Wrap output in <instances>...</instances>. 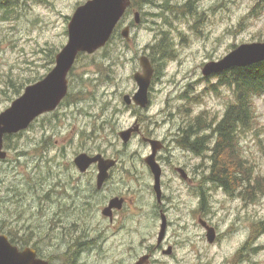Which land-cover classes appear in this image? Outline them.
<instances>
[{
    "label": "rangeland",
    "instance_id": "1",
    "mask_svg": "<svg viewBox=\"0 0 264 264\" xmlns=\"http://www.w3.org/2000/svg\"><path fill=\"white\" fill-rule=\"evenodd\" d=\"M86 1L24 0L12 12L0 9V112L27 85L54 67L56 53L67 42L69 19ZM165 1L171 7L169 11L164 10ZM186 5L194 7L192 13L184 12ZM135 11H140L138 24L134 22ZM125 25H130L128 43L114 39L106 50L102 47L92 54L83 53L68 73L67 98L54 111L11 134L7 142L5 139L7 157L0 160V233L11 234L18 223L29 221V212L35 213L39 206L41 191L55 190L57 181L71 174L69 165L75 153L103 151L120 155L122 164L132 169V174L137 173L136 178L126 174L127 181L139 179L129 182L127 188L128 196L137 203L129 204L124 212L131 217L123 223V231H117V223L111 225L105 247L120 251L126 247L130 252L154 244L160 219L154 213V201L147 192L148 177L141 165L140 155H144L146 146L139 143L138 137H132L125 148L118 136L136 115L133 105L128 109L122 97L137 90L133 74L141 71L138 57L149 55L151 45L167 32L171 56L152 85L149 108L139 112L145 131L161 127L162 133L167 132L178 119L171 117L184 115L185 111L192 114V110L194 115L214 123L234 101V94L227 87L217 86L213 75L204 77L202 68L242 43L264 41V0H153L131 9L122 18L120 30ZM52 51L56 52L50 64ZM253 103L254 119L238 136V151L252 175L264 176V94L255 96ZM210 163L207 157V166ZM116 190L117 186L108 187L104 194ZM166 193L171 197L167 240L175 247H210L202 258L207 264H264V231L247 246L253 250L235 255L251 239L255 224L264 219V195L250 200L239 191L230 195L208 186L203 218L211 221L219 233L210 244L197 219L200 211L195 209L196 201L187 196L186 187L174 183ZM101 196L95 200L100 201ZM45 220L37 211L32 225H41ZM117 238L123 243L117 244Z\"/></svg>",
    "mask_w": 264,
    "mask_h": 264
},
{
    "label": "flooded vegetation",
    "instance_id": "2",
    "mask_svg": "<svg viewBox=\"0 0 264 264\" xmlns=\"http://www.w3.org/2000/svg\"><path fill=\"white\" fill-rule=\"evenodd\" d=\"M128 26L130 27V25ZM160 74V70L153 69L148 89L149 101L145 108L134 102L125 103L128 109H131L133 105L136 114L133 123L125 130L132 129L129 141L132 137H138L139 143L146 146V152L143 156L140 155L141 165L148 177L147 192L149 197L153 198L154 213L160 219L159 231L162 216L166 219L163 239L158 240V231L155 243L151 246L135 247L130 252L126 247L121 251L115 247H105L111 237V225L117 223V231L122 230L123 223H126L127 219L131 217L124 212L128 209L129 204L137 203L133 197L128 196L130 189L127 188H129V182L135 183L139 179L129 181L125 179L126 174L136 178L137 173L132 174V169L128 170L127 166L122 164L120 155H109L103 151L91 153L84 151L75 153L72 163L69 165L71 174L66 176L67 179L57 181L53 191L48 188L41 191V196L38 198L40 199L39 206L35 208V213L41 211L42 218L46 220L41 222V225H32L35 213L29 212V215L31 214L29 221L18 223L11 229V244L19 251L26 248L32 249L35 259L45 261L47 264H207V261H204L206 259L202 258L206 256L210 247H175L167 240V231L170 225L167 212L171 205V197L166 193V189L174 183L180 187H186L187 196L196 201L195 209L200 211L197 219L205 232V237L206 229L203 224L213 227L216 233L215 240L218 239L219 233L215 226L211 221L203 218V214L208 186L213 185L218 189H223L218 185L217 180L210 176L213 171L212 163L208 166L206 164V159L209 157L208 129L214 128L223 115L218 121L211 123L199 114L194 115L193 110L192 114L188 115L185 111L184 115L177 114L170 118L178 117L169 131L162 133L161 127L145 131L140 121L141 114L139 112L149 108L152 85ZM213 78L217 79V82L219 81L218 74L213 75ZM191 124H194L193 128H191ZM121 142L126 148L128 142ZM153 147L155 148V162L161 170L159 175L160 198H157L154 190L155 174L146 162V158L153 153ZM80 153H86L91 157L99 154L103 159L115 161L107 169L100 186H98V162L91 163L85 170H81L74 161ZM116 186L118 190L112 191L108 195L104 194L108 187L116 188ZM54 192H57V195ZM100 195H103L100 197L101 200L96 201V196ZM29 207L32 209L31 204ZM112 236L116 237L117 235L112 234ZM117 239L119 241L117 244L123 243L122 238ZM251 248L254 249V247H240L235 255L239 256L240 252L244 250L251 251ZM202 251L204 253H201Z\"/></svg>",
    "mask_w": 264,
    "mask_h": 264
},
{
    "label": "water",
    "instance_id": "3",
    "mask_svg": "<svg viewBox=\"0 0 264 264\" xmlns=\"http://www.w3.org/2000/svg\"><path fill=\"white\" fill-rule=\"evenodd\" d=\"M130 0H87L78 5L73 11L67 26L68 37L66 44L56 53L54 67L40 80L27 85L23 93L14 99L9 107L0 112V159H5L7 152L3 149L4 135L18 133L28 128L38 116L54 111L68 92V73L79 53L92 54L104 47L111 37L117 23L130 5ZM134 22H140L139 12H134ZM122 37L130 41V28L125 26L121 30ZM264 61V41L242 43L232 49L221 59L204 64L202 74L210 76L234 67H245ZM141 71H136L133 78L137 90L132 94L123 95L126 104L134 102L145 108L148 104V89L153 75V67L149 58L142 54L138 58ZM132 129L118 133L123 142H128ZM155 148L146 158V162L155 174L154 190L160 198L159 185L160 167L155 162ZM75 163L81 170H85L91 163L98 162V186L105 178L107 169L115 163L114 160L103 159L99 154L89 156L86 153L78 154ZM203 226L206 229V240L213 243L216 238L213 227ZM166 219L162 216L158 240L165 235ZM0 264H47L37 260L32 249L19 251L9 241L7 235L0 233Z\"/></svg>",
    "mask_w": 264,
    "mask_h": 264
},
{
    "label": "trees",
    "instance_id": "4",
    "mask_svg": "<svg viewBox=\"0 0 264 264\" xmlns=\"http://www.w3.org/2000/svg\"><path fill=\"white\" fill-rule=\"evenodd\" d=\"M22 1L24 0H4V2L0 0V9L4 10L3 13H8L10 10L12 12ZM151 2L153 0H131L124 17L127 16L131 9L141 8L143 4ZM165 2L164 10L169 11L171 7L167 5V1ZM183 9L184 12L192 13L194 7L186 5ZM121 22L122 19L104 46L105 50L108 43L114 39L126 42L120 33ZM166 33L163 32L162 35L165 34V36L150 47L148 57L154 70H160L164 66L165 61L171 56L172 47ZM55 52L53 53L52 51L49 54L50 64L54 63ZM82 55L83 53H80L77 58ZM106 56L108 58L110 53ZM218 76L217 86L229 88L234 94V101L226 108L223 117L215 124L214 128L208 129L207 132L209 158L213 169L210 176L217 180L218 185L222 186L223 190L230 195H234L236 191H239L242 197H248L250 200L258 199L261 195H264V176L251 174V168L238 151L240 148L238 136L248 130L252 124L254 119V97L264 94V61L245 67H234L219 73ZM15 93L19 95V89L15 88ZM66 98L67 95L64 99ZM193 127L194 124H192L191 128ZM5 139L6 142L11 139V134L5 135L4 142ZM262 231H264V219L255 224L251 239L243 247L249 246L251 240L255 239ZM0 232H3V229H0ZM6 235L11 242V234L7 232Z\"/></svg>",
    "mask_w": 264,
    "mask_h": 264
},
{
    "label": "bare ground",
    "instance_id": "5",
    "mask_svg": "<svg viewBox=\"0 0 264 264\" xmlns=\"http://www.w3.org/2000/svg\"><path fill=\"white\" fill-rule=\"evenodd\" d=\"M222 81V80H221ZM223 82V81H222ZM192 125V124H191ZM212 138V137H211ZM211 140V139H210ZM218 142V141H217Z\"/></svg>",
    "mask_w": 264,
    "mask_h": 264
}]
</instances>
